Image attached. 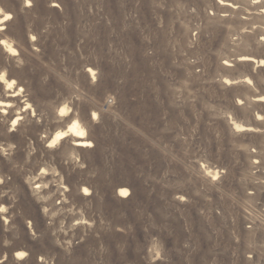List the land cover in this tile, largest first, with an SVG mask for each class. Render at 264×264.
Instances as JSON below:
<instances>
[{"label": "rangeland", "instance_id": "1", "mask_svg": "<svg viewBox=\"0 0 264 264\" xmlns=\"http://www.w3.org/2000/svg\"><path fill=\"white\" fill-rule=\"evenodd\" d=\"M0 11V264H264V0Z\"/></svg>", "mask_w": 264, "mask_h": 264}, {"label": "bare ground", "instance_id": "2", "mask_svg": "<svg viewBox=\"0 0 264 264\" xmlns=\"http://www.w3.org/2000/svg\"><path fill=\"white\" fill-rule=\"evenodd\" d=\"M224 3V2H223ZM1 12V11H0ZM1 15V14H0ZM11 16V13H4L2 17H0V30L3 29L4 27V23L5 21L9 20ZM3 25V26H1ZM0 44L2 46H4V48L8 51H11L13 53L17 52V49L14 48L11 44H9L6 40H1ZM245 59H252V58H245ZM88 72L92 75H94V70L93 69H88ZM0 80L1 82H4L6 84V88L7 89H11L12 87H14L16 81L14 79L8 80L5 77V73L2 72L0 73ZM15 94H12V96H14ZM10 96V94H9ZM9 102H3L0 101V106H9ZM94 115H97L96 113H94ZM18 119H20V117H17L15 120V123L18 121ZM236 127L238 129H251V127H247L242 125L241 123L239 124H235ZM72 136L75 139V145L77 147H91L92 143L88 140H86V136H87V130L86 128L79 122V120L74 119L65 130L63 131H58L52 138H50V141L48 142L49 145H53L55 142L57 143L58 140L60 141L63 138H66L68 136ZM86 191H89L87 188H84V194H87ZM129 189L127 187H120L118 189V195L125 198L128 197L129 195ZM1 207V206H0ZM1 209V208H0ZM17 256L18 257H24L25 256V252L23 251H18L17 252Z\"/></svg>", "mask_w": 264, "mask_h": 264}]
</instances>
